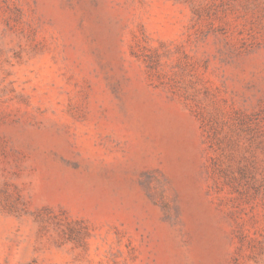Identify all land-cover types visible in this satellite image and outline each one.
Returning a JSON list of instances; mask_svg holds the SVG:
<instances>
[{"label":"rangeland","instance_id":"1","mask_svg":"<svg viewBox=\"0 0 264 264\" xmlns=\"http://www.w3.org/2000/svg\"><path fill=\"white\" fill-rule=\"evenodd\" d=\"M0 264H264V0H0Z\"/></svg>","mask_w":264,"mask_h":264}]
</instances>
